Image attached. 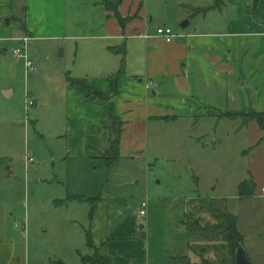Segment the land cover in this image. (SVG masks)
<instances>
[{"label": "crops", "instance_id": "obj_1", "mask_svg": "<svg viewBox=\"0 0 264 264\" xmlns=\"http://www.w3.org/2000/svg\"><path fill=\"white\" fill-rule=\"evenodd\" d=\"M103 1L0 0V79L12 44L6 71L29 83L25 60L13 55L24 38L28 57L38 66L32 76L37 80L51 68L52 53L67 55L65 42L91 40L85 63L93 77L73 75L69 65L58 64L52 76L46 74L45 95H34L40 136L54 141L51 162L61 197L50 201L63 210V226L80 229L78 241L69 242L72 248L77 245L81 258L83 251L94 253L100 245L105 251L96 255L106 254L110 264H174L175 258L190 254L183 223L189 202L144 193L140 180L150 156L149 138L157 136L159 124L168 127L184 119H213L217 137L222 123L231 121L224 115L264 116V0L257 13L252 0H227L222 10L213 9L217 0H107L116 4L111 10ZM84 13L97 22L95 37L78 33L73 20ZM164 27L178 36L172 43L157 36ZM92 40L100 44L91 45ZM123 58L126 75L114 97L111 76ZM104 67L109 70L101 75ZM71 80L106 100L89 96ZM149 83L154 90L146 88ZM10 86L0 90L2 105L16 95ZM115 119L122 123L120 158L108 166L104 155ZM41 123L47 126L41 128ZM242 125L248 133L247 174L257 184L254 197L264 199V130L255 121ZM168 135L167 144L174 141ZM6 148L10 153L5 158H11L15 150L11 144ZM141 203L147 205L145 216L140 215Z\"/></svg>", "mask_w": 264, "mask_h": 264}, {"label": "rangeland", "instance_id": "obj_2", "mask_svg": "<svg viewBox=\"0 0 264 264\" xmlns=\"http://www.w3.org/2000/svg\"><path fill=\"white\" fill-rule=\"evenodd\" d=\"M73 21L77 22L81 37L98 34L97 27L93 25L97 22L89 20L86 13ZM89 42V39L72 44L65 42L67 55L52 53L51 68L44 72L45 77L37 80L32 78L34 73H30L29 83L25 82L24 76L21 80H17V76L14 79L9 77L6 68L12 58V44L7 46L9 60H5L0 90L11 85L16 88V95L7 106L0 104V121L4 120L0 122V264H93L96 253L103 254L105 251L99 245L94 253L91 249L83 251L81 258L76 252L77 245L72 248L69 239L77 242L80 229L70 224L63 226V210L56 209L50 201L61 197L51 162L50 151L54 149L51 146L54 141L47 142L40 136L36 118L40 109L27 105L28 100L34 101V95H45L46 74L52 76L58 64L69 65L73 75H95L85 63ZM42 44L53 46L50 42ZM92 44L95 46L100 41L92 40ZM107 69L104 67L100 74L103 75ZM10 87L8 89L11 90ZM247 116L253 115L244 114L236 120L223 122L217 137L213 119L199 123L184 119L168 127L159 124L157 136L149 138L151 151L148 162L142 168L140 184L148 197H171L188 202L198 198L227 199L229 211L238 217L239 229L245 238L244 248L252 264H264V199L241 200L238 197L239 186L243 182L250 184H247L246 190L249 191L252 184L257 189L252 175L247 174L245 163L248 133L242 124L250 119H246ZM46 126L45 123L40 124L41 128ZM167 130L174 135L172 138ZM165 135L174 141L167 144L164 142ZM159 140L162 142L157 145ZM220 140L221 144H218ZM10 144L15 152L12 151L11 158H5L6 151L10 153L6 148ZM135 174L139 180L140 171ZM205 217L208 218L207 215ZM198 244L205 248L204 255L211 262L220 264L226 252L220 241H201ZM197 255L190 252L192 263L200 260Z\"/></svg>", "mask_w": 264, "mask_h": 264}, {"label": "trees", "instance_id": "obj_3", "mask_svg": "<svg viewBox=\"0 0 264 264\" xmlns=\"http://www.w3.org/2000/svg\"><path fill=\"white\" fill-rule=\"evenodd\" d=\"M227 0H217L213 9L222 10L225 6ZM104 5L108 10L115 9L116 4H112L107 0H104ZM260 0H252V12L257 13L259 8ZM116 12V10H114ZM117 16L118 21L122 24L123 20ZM16 21V20H15ZM18 22V21H16ZM20 28L26 34V27L19 23ZM125 59L123 58L121 62V67L117 73L111 76L112 79V90L113 96H116L117 88L120 81L125 77ZM71 82L81 87L89 96H94L100 101H105L106 98L101 93L94 92L91 88L71 80ZM245 117V116H244ZM238 119V116L224 115L223 119ZM247 118H250L249 120ZM253 118L255 120H253ZM247 122L255 121L264 130V116L257 114L252 117H246ZM110 140L109 147L105 152L104 159L108 166H112L120 158V145L122 136V123L119 119H115L109 126ZM251 183V182H250ZM250 185L247 182H243L239 186L238 197L240 199L252 198L255 195L256 189H254V184L249 187V191L246 190V186ZM208 216L206 218L205 216ZM184 225L187 232V242L189 252L198 253L199 261L192 263L190 256H184L180 258H175L174 264H214L211 262L209 257H206L205 248L198 243L201 241H214L218 240L224 245L226 250L223 260L220 264H236V253L238 249L244 248L245 238L241 233L238 225V217L229 211V202L227 199H211V198H198L189 201L188 211L185 215ZM246 251V250H245ZM247 254V252H246ZM248 256V254H247ZM229 257V259H227ZM248 259L250 260L249 256ZM251 262V260H250ZM110 264V260L102 255H96L93 264ZM252 264V262H251Z\"/></svg>", "mask_w": 264, "mask_h": 264}, {"label": "built area", "instance_id": "obj_4", "mask_svg": "<svg viewBox=\"0 0 264 264\" xmlns=\"http://www.w3.org/2000/svg\"><path fill=\"white\" fill-rule=\"evenodd\" d=\"M157 36L161 39H163L165 42L167 43H172L173 41H175V39L178 37L175 32L173 31V29L171 27H164V28H160L157 30ZM27 42L28 39L24 38L23 39V44L21 47H19L18 49L13 51V55L17 58V59H24L25 60V66L27 68V70L30 73H36L38 71V66L29 59L27 51H26V47H27ZM156 86L152 83L147 84L146 88L148 90H154ZM27 105H34L33 101H28ZM146 208L147 205L146 204H142L141 206V211H140V215L141 216H145L146 215Z\"/></svg>", "mask_w": 264, "mask_h": 264}, {"label": "water", "instance_id": "obj_5", "mask_svg": "<svg viewBox=\"0 0 264 264\" xmlns=\"http://www.w3.org/2000/svg\"><path fill=\"white\" fill-rule=\"evenodd\" d=\"M4 21H5V24L7 26H9L11 23V20L9 18H6ZM187 25H188V22L183 24L182 27H185ZM236 264H251L250 260L248 259L247 254H246V251L243 248L238 249V251L236 253Z\"/></svg>", "mask_w": 264, "mask_h": 264}]
</instances>
